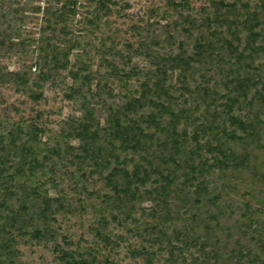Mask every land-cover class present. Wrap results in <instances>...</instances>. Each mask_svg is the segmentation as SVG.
Listing matches in <instances>:
<instances>
[{
  "label": "trees",
  "instance_id": "16d2710c",
  "mask_svg": "<svg viewBox=\"0 0 264 264\" xmlns=\"http://www.w3.org/2000/svg\"><path fill=\"white\" fill-rule=\"evenodd\" d=\"M60 1L47 0L43 9L48 24L32 84L38 91L28 88L25 72H0V83H13L37 102L40 85L71 66L66 98L80 116L66 135L78 145L43 146L35 125L0 134V264H22L13 232L35 242L55 239V216L73 209L65 195L47 190L56 189L54 169L64 162L85 191L90 179H101L93 230L102 247L62 251L59 264H121L103 252L131 236L140 242L131 256L143 264H264V193L253 206L228 191L237 173H257L264 185V0H211L197 11L187 10L188 2L171 3L176 19L158 34L149 24L136 49L126 46V57L102 46L96 71L83 49L71 63L78 43L68 39L75 15L68 7L76 0L51 6ZM109 1L88 3L99 14ZM140 56L149 66L127 71ZM130 73L142 78L135 92ZM110 224L126 237L112 236ZM191 248L197 255L186 258Z\"/></svg>",
  "mask_w": 264,
  "mask_h": 264
},
{
  "label": "rangeland",
  "instance_id": "374dc122",
  "mask_svg": "<svg viewBox=\"0 0 264 264\" xmlns=\"http://www.w3.org/2000/svg\"><path fill=\"white\" fill-rule=\"evenodd\" d=\"M210 1L110 0L107 4L108 11H101L98 14V11H95L96 4L90 6L88 0H76L72 8L68 7L75 11L74 16L72 14L69 16L72 25L68 26L71 27L69 30L72 35L68 39L78 43L77 50L70 56V61L74 63L76 55L80 54V49H83L88 54L83 57V60L90 59L94 65L93 71H96V64L101 59L98 50L102 46L120 51L126 57L128 53L126 46L136 49L141 37H145V29L149 24L153 26L155 34H158L161 32V27L176 19L171 3L188 2L187 10L197 11ZM66 4V0H62L55 5L52 3L51 6L66 7ZM35 7H39L37 0H0V72L4 75L9 72H25L29 79L28 88L38 91L32 87V84L38 81L39 65L42 62L41 40L43 30L48 24L46 22L48 17L43 15L40 7V11H35ZM4 14H7L6 18L1 19ZM86 19H94L95 25L92 28L88 27L84 22ZM62 27L60 25L57 28ZM45 36L51 35L46 34ZM53 38L52 42L55 45L62 40L59 35ZM156 50V41H154L150 59L154 58ZM46 52H51V49L47 48ZM147 66L149 62L145 57H133L131 65L127 66L126 70L131 72L133 67L141 69ZM71 69L73 68L70 66L69 70ZM69 70L51 74L50 80L40 85L42 98L37 102H33L13 83H0V134L5 135L9 129L17 125L22 128L35 125L41 130L39 133L41 145L53 147L58 141L62 147L65 145L77 147L78 142L66 135L70 121L80 116L78 105L66 98L67 87L71 85ZM130 77L127 83L128 88L130 92H135L142 78L135 73H130ZM109 86L116 89L118 93L119 89L115 82L110 81ZM102 117L103 115H101V121ZM67 166L64 162L55 167L56 182L54 181V185L56 189L50 184L47 190L52 197L59 194L65 195V200L73 209L67 215L55 216V222L52 223L55 239L35 242L28 237H19L13 232L17 240V249L20 252L18 261L22 264H59L62 251L76 252L90 248L98 250L102 247L95 238L93 230L96 220L93 206L98 201L97 196L103 192L101 179L98 176L90 179L85 191L82 185H74L71 176L73 169ZM260 181L257 173L255 176H243L237 173L231 178L228 191L232 197L239 200L244 198L255 206L256 200L261 199L264 193V185ZM91 192L94 194L93 197L88 196ZM144 206L148 208L149 204ZM182 225L184 223L180 222L177 228ZM108 230L112 236L121 234L126 237L124 229L115 224H110ZM234 238V235L233 238H229L230 244L232 240H235ZM245 242L243 239L242 243L245 244ZM139 246V240L131 236L120 242L118 247L106 249L103 253L121 264H143L142 260L131 256L132 250L138 249ZM192 255H197L193 248L185 252L186 258ZM165 256V253L159 256L161 262Z\"/></svg>",
  "mask_w": 264,
  "mask_h": 264
},
{
  "label": "built area",
  "instance_id": "2783aa9c",
  "mask_svg": "<svg viewBox=\"0 0 264 264\" xmlns=\"http://www.w3.org/2000/svg\"><path fill=\"white\" fill-rule=\"evenodd\" d=\"M47 3V0H37V5L43 10L45 5Z\"/></svg>",
  "mask_w": 264,
  "mask_h": 264
}]
</instances>
